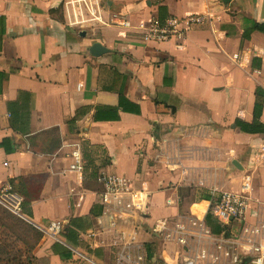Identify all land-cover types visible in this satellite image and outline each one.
I'll use <instances>...</instances> for the list:
<instances>
[{
	"label": "crops",
	"instance_id": "crops-1",
	"mask_svg": "<svg viewBox=\"0 0 264 264\" xmlns=\"http://www.w3.org/2000/svg\"><path fill=\"white\" fill-rule=\"evenodd\" d=\"M105 1L107 19L97 22L84 21L88 12L78 14L66 0H0V191L28 199L38 228L51 220L62 226L57 240L43 234L37 257L44 264H113L115 244L134 232L152 247L149 264H178L180 248L174 252L151 226L181 211L164 205L179 194L168 183L199 182L207 194L222 187L195 179L193 168L233 177V188L251 199L246 222L264 224V158L257 152L264 145V32L254 28L264 23V0ZM90 8L98 11L94 2ZM111 14L131 25L110 23ZM190 14L205 20L183 36L142 39L152 20ZM236 120L257 129L245 132ZM83 142L94 151L90 167ZM186 143L214 158L164 161V148L170 144L173 157ZM73 144L80 171L69 169ZM99 158L101 169L126 176L136 191L133 212L114 228L98 223ZM260 245L264 251V237ZM236 248L246 257L236 264H264V255Z\"/></svg>",
	"mask_w": 264,
	"mask_h": 264
},
{
	"label": "built area",
	"instance_id": "built-area-1",
	"mask_svg": "<svg viewBox=\"0 0 264 264\" xmlns=\"http://www.w3.org/2000/svg\"><path fill=\"white\" fill-rule=\"evenodd\" d=\"M94 2L98 11L92 12L90 5ZM69 7L78 14L86 10L90 17L84 21L93 20L102 22L99 9H103L100 0H66ZM110 23L121 26H130L131 23L126 18H121L119 14L109 15ZM205 20L204 14H190L182 17L170 16L163 21L154 19L151 21L148 31L143 34L142 39L148 41L161 42L171 38L183 36L192 27L201 24ZM138 28L142 25L138 24ZM264 157V145L261 147ZM72 162L69 169L80 171L81 154L78 144H73L70 151ZM97 181L100 184V202L102 213L99 226L102 228H114L117 222L133 212L135 202L133 196L136 195L130 187V182L126 176L114 171L100 169L97 174ZM22 199L19 195L9 190L0 191V204L11 213L23 217L21 211ZM177 199L172 196L164 198V205L174 207ZM250 208L249 197L232 192L221 190L216 186L208 190V199L198 217L181 215L175 213L172 216L158 218L151 226L153 233L162 241L170 242L180 248V260L178 264H236L241 260L243 253L261 254L264 251L260 245V239L264 237V224L256 223L248 225L246 222L247 213ZM210 215L222 230L218 236H213L206 229L204 217ZM61 223L51 220L44 227H39L42 233L57 240L61 233ZM122 235L123 232H120ZM225 234H227L225 236ZM136 233H132L128 239H121L114 254L113 264H149L145 245L138 241ZM246 258V257H244Z\"/></svg>",
	"mask_w": 264,
	"mask_h": 264
},
{
	"label": "rangeland",
	"instance_id": "rangeland-1",
	"mask_svg": "<svg viewBox=\"0 0 264 264\" xmlns=\"http://www.w3.org/2000/svg\"><path fill=\"white\" fill-rule=\"evenodd\" d=\"M100 3L102 5V8L104 7L103 8V11H104L106 9L107 3L105 0H100ZM103 11L102 12L100 11V16L102 17V19L106 20L108 12H105V11L103 12ZM168 143H170V142H168ZM168 146H169V150H168V147L166 146L167 148H164V150L161 153L163 158H164V161L167 160V162H171L169 160H174V162H175L178 159H180V157L182 158L183 155L189 156V158L194 157V158L198 159V161L199 160L200 161L205 160L207 158H211V159L214 158V154L212 151L202 149L201 145L187 144V143L182 144L181 147H179V148H181L179 150L180 152H178V147H175V149H173V154H172L173 157H172L171 153H169L171 150L170 144ZM184 146H188V147L183 148ZM81 147H82L83 155L86 156V158H87V159L85 158L86 165H87V167H90L89 159L93 158L94 151H93V149L88 148L86 146V144H84V142L81 143ZM96 152L98 154L101 153L98 150H96ZM257 152L259 153L260 158H262L263 152L261 151V147H260V151L258 149ZM181 153H182V155H181ZM101 157L103 158V156H101ZM102 158H99V162L97 161L98 164H96V165H98V166H96L95 170L92 169V170H94L93 174H94L96 181H97L98 171L101 169L100 166L102 165L103 160L100 161V159H102ZM219 170H221V169H219V168H217V169L193 168L190 175L194 176L195 179H197L199 177L202 178L203 176L210 177L211 179H215L216 182L218 183V185L222 186V187H219V189L243 194L240 192V190L233 188L232 184H234L236 182V180H234L233 177L232 178L231 177L224 178L222 175V170L221 171H219ZM188 174L189 173H186L185 175H188ZM166 176H168V174H166ZM177 183L178 182H176L175 184L174 183H168L166 185V188H170L172 190L175 189L176 192L179 193L177 195L178 196L177 205H179V208L181 210V211H179V213L181 215H189V216H194V217L199 218L202 215V211L204 208L203 205L205 204V202L207 200V199H205V197H203L204 192L200 191L199 189L197 190V187L202 186V184H200L199 182H197L198 185L197 184L196 185H193V184L181 185V184H177ZM230 183H231V188L229 187ZM239 183H240V185H243V187L245 185H247L244 183L243 180H240ZM243 195H245V194H243ZM250 201H251V199L249 197V202ZM10 213L11 212L9 210H7L3 205L0 204V264H44V259H39V257H37V255L35 254L36 247L43 237L42 231L36 225H34L32 223L30 218H25L24 216L23 217L18 216V217L25 220L26 223L30 224L33 228L36 229V231H33L32 229H30L26 225L25 226L20 225V227H14L12 229L7 228L6 226L8 224H10V221H12L9 216L12 217V215H15L13 213H11V215H10ZM15 216H17V215H15ZM168 216H170V215H168ZM247 216H248V213H247ZM246 219H247V217H246ZM247 224L250 225L248 222H247ZM38 232L41 234L39 241L37 239ZM36 241H38V242H36ZM170 247H172V249H174V252L176 251L175 249L178 250V248H179L178 246H176L173 243ZM172 253H173V251H172ZM179 253L180 252L178 250L176 262H179V260H180ZM200 263L203 264L202 262H200Z\"/></svg>",
	"mask_w": 264,
	"mask_h": 264
},
{
	"label": "trees",
	"instance_id": "trees-1",
	"mask_svg": "<svg viewBox=\"0 0 264 264\" xmlns=\"http://www.w3.org/2000/svg\"><path fill=\"white\" fill-rule=\"evenodd\" d=\"M254 28H256V29L264 32V23L263 24H254ZM258 93H260L261 95H263V91L257 89V91L255 92V94L258 96ZM256 104H257V106L260 105L258 103H255V107H256ZM235 124H236V126H238L241 130H243L245 132H252L254 130L256 131V129H257V128H249V125H246L244 122H242L240 120H236L235 121ZM249 129H251V130H249ZM203 197H205V199H208V194H207L206 191L204 192ZM28 204H29V200L23 198L22 199V202H21V211H22V215L25 218H29L30 217V211L28 210V206H29ZM10 215H11V213H10ZM9 217H10V219L12 221H10V224H8L6 226L7 228L12 229L14 227H20V225H24V226L26 225L30 229H32L33 231H36L35 228H33L30 224L26 223V221L23 220L22 218H20L18 216H15V215H12L13 218L11 216H9ZM204 221L209 226L210 231L212 233L218 234V233L221 232V230H222L221 226L218 225L216 223V221L210 215H208V214L205 215ZM40 237H41V234L38 232V237H37L38 241H39ZM38 241H36V242H38ZM145 249H146L147 255L150 256L151 253H152V247H151V245L149 243L148 244H145Z\"/></svg>",
	"mask_w": 264,
	"mask_h": 264
},
{
	"label": "water",
	"instance_id": "water-1",
	"mask_svg": "<svg viewBox=\"0 0 264 264\" xmlns=\"http://www.w3.org/2000/svg\"><path fill=\"white\" fill-rule=\"evenodd\" d=\"M81 34H83V32ZM232 163H233V165H235V167L241 168L235 161H233ZM245 260H246V258H243L241 260V262H244Z\"/></svg>",
	"mask_w": 264,
	"mask_h": 264
}]
</instances>
